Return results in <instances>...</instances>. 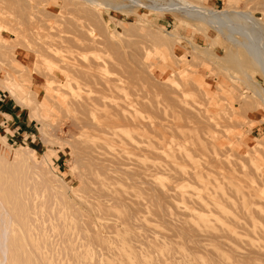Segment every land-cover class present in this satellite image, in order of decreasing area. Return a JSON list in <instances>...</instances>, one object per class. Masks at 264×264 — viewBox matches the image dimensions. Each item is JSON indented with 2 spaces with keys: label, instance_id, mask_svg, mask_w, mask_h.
Listing matches in <instances>:
<instances>
[{
  "label": "rangeland",
  "instance_id": "rangeland-1",
  "mask_svg": "<svg viewBox=\"0 0 264 264\" xmlns=\"http://www.w3.org/2000/svg\"><path fill=\"white\" fill-rule=\"evenodd\" d=\"M107 1L116 8L0 0V38L27 53L30 75L19 77L24 68L0 55V99L15 102L9 129H0V199L20 215L3 264H264L262 66L236 45L240 36L200 28L184 10L165 7L171 0ZM187 1L245 12L249 19L232 23L264 37V0ZM176 94L196 119L178 111ZM84 98L87 107L79 106ZM22 109L29 119H18Z\"/></svg>",
  "mask_w": 264,
  "mask_h": 264
},
{
  "label": "bare ground",
  "instance_id": "bare-ground-1",
  "mask_svg": "<svg viewBox=\"0 0 264 264\" xmlns=\"http://www.w3.org/2000/svg\"><path fill=\"white\" fill-rule=\"evenodd\" d=\"M260 2L262 1V0H259ZM263 2V1H262ZM182 4H183V6L181 5H178L177 3H175L173 0H171L170 1V3H168L167 4V6L165 5V7H168V8H171V9H175V10H184L189 16L190 15H192L193 17H194V21H196V22H198V23H200V25H199V27L201 28H204V25H206V26H214V28L215 29H217V30H219V29H222V30H224V31H226V32H228V33H231L232 35H237V36H240L241 38H242V41L241 42H237L236 41V45H238L239 47H241L245 52H246V54L250 57V58H252V59H254L260 66H262V72H263V74H264V37L262 36V35H257L255 32H254V30L252 29V27L250 28V27H248L247 25H246V23L244 22V23H235V24H233L232 22H233V20L235 19V18H242L243 20H247V19H249L250 18V16H249V14H247V15H244L245 14V12H244V14H240V12H237V13H226V12H224V11H214V10H211L210 8L208 9V8H206V7H200V6H198V5H192V4H190L187 0H182V2H181ZM97 4H99V5H101V6H104V7H108V6H111V7H113V8H116V6L115 5H113V4H111V3H109L107 0H99V2L97 3ZM264 4V3H263ZM163 6V5H162ZM261 6V5H260ZM60 8H62V7H60ZM78 8V7H77ZM162 9L164 8V7H161ZM29 9V8H28ZM64 9V8H63ZM170 9V10H171ZM34 10V9H33ZM78 10V9H77ZM83 10H87L86 8L84 9L83 8ZM36 11V10H35ZM61 11V10H60ZM70 11H72L71 9H70ZM76 11V10H75ZM79 12H80V10H78ZM77 11V12H78ZM89 11V10H88ZM87 11V12H88ZM3 11H2V7H0V16H1V13H2ZM31 12V11H30ZM65 12L66 11H63V13H62V11H61V13L62 14H65ZM78 12V13H79ZM83 12V11H82ZM17 13V12H16ZM20 13V12H19ZM67 13V12H66ZM86 13V12H85ZM85 13H84V15H85ZM68 14H69V11H68ZM67 14V15H68ZM80 14H81V12H80ZM87 14H90V12L89 13H86V15ZM19 14H17L16 16H18ZM33 15V14H32ZM66 15V14H65ZM71 15H74V13L73 14H71ZM78 15V14H77ZM93 15V14H92ZM16 16L14 15V18H15V20H17L16 19ZM20 16V15H19ZM26 16H27V14H26ZM62 16V15H61ZM60 16V17H61ZM80 16V15H79ZM59 17V16H58ZM60 17H59V19H60ZM89 17H90V15H89ZM13 18V19H14ZM63 19H64V21L67 23V21L66 20H68L67 18L65 19L64 17H62ZM73 18V17H72ZM78 18V17H77ZM84 17H82V19H83ZM87 18V17H86ZM91 18V17H90ZM93 18V17H92ZM12 19V18H11ZM58 19V18H57ZM75 19V18H74ZM89 19V18H88ZM94 19V18H93ZM19 20V19H18ZM38 20H39V18H38ZM61 20V19H60ZM81 20V19H80ZM85 20V19H84ZM8 21H10V23L11 22H13L14 23V20L13 21H11L10 19H8ZM28 21V20H27ZM63 21V22H64ZM73 21L74 20H72L71 22H72V24H73ZM83 21V20H82ZM2 22L4 23V22H7V20H5V19H2V18H0V26H1V24H2ZM19 22V21H18ZM54 22H56V21H54ZM57 22H58V20H57ZM71 22H70V24H68V25H71ZM76 22V21H75ZM35 23V22H34ZM59 23V22H58ZM66 23H64V25L66 24ZM83 23V22H82ZM248 23V22H247ZM8 23H6V25H7ZM16 24V23H15ZM19 24V23H18ZM23 24V23H22ZM30 24V23H29ZM61 24V23H60ZM231 24H233V25H231ZM257 24V23H256ZM256 24H254V25H256ZM41 25V24H40ZM62 25V24H61ZM79 25V24H78ZM88 25V24H87ZM5 26V25H4ZM12 26L14 27V25L12 24L11 26L10 25H8V27H11V29L9 28L8 30H10L13 34H15V33H17L18 35L20 34V33H22V31H20V32H17L15 29L14 30H12ZM17 26V25H16ZM28 26H30V25H28ZM42 26H44V25H42ZM46 26V25H45ZM76 27H77V25H75ZM84 26V25H83ZM86 26V25H85ZM197 26H198V24H197ZM257 26V25H256ZM23 27V26H22ZM32 27V26H31ZM65 27H67L66 25H65ZM72 27V26H71ZM70 27V28H71ZM87 27V26H86ZM18 27H16V29H17ZM23 28H25V27H23ZM38 28H41L40 26H38ZM43 28H45V27H43ZM42 28V29H43ZM54 28H56V27H54ZM74 28V27H73ZM72 28V30H75V28L73 29ZM258 28V27H257ZM45 29H47V27L45 28ZM51 29V28H50ZM77 29V28H76ZM78 29H79V27H78ZM29 30V29H28ZM33 30H35V29H33ZM63 30H64V28H63ZM69 30V29H68ZM89 29H88V27H87V31H88ZM16 31V32H15ZM36 31H38V29L36 30ZM48 31V30H47ZM70 31V30H69ZM68 31V32H69ZM78 31V30H77ZM31 32H32V30H31ZM46 31H44V33H45ZM75 32V33H74ZM73 33H70V34H76V31H74ZM28 33V32H27ZM39 33V32H38ZM37 32H36V34H38ZM42 33V32H41ZM40 33V34H41ZM47 33V32H46ZM50 33V32H49ZM53 33V32H52ZM61 33V32H60ZM65 33V32H64ZM23 34H26V33H23ZM31 34V33H30ZM35 34V33H34ZM39 34V35H40ZM48 34V33H47ZM63 34V33H62ZM67 34V33H66ZM78 34V33H77ZM77 34L75 35V36H77ZM82 34H83V31H82ZM33 35V34H32ZM44 35V34H43ZM78 35H81V31L79 32V34ZM20 36H23V35H21L20 34ZM25 36V35H24ZM45 37H46V34L44 35ZM51 36H55V33L52 35L51 34ZM63 36V35H62ZM84 36V35H83ZM28 37V36H27ZM26 36L25 37H23V38H21V37H19L20 38V40L22 39V42H23V40H24V38L26 39L27 38ZM40 37V36H39ZM43 37V36H42ZM61 37V36H60ZM60 37H58V39L60 38ZM65 37V36H64ZM68 37V36H67ZM82 37V36H81ZM34 39H35V37H33ZM66 38V37H65ZM65 38H64V40H65ZM69 38V37H68ZM80 38V37H79ZM14 39H16V38H14ZM30 39V36L28 37V39L27 40H29ZM37 39H39V38H37ZM20 40H18L19 41V43H18V41H17V43L18 44H21V41ZM43 40V39H42ZM70 40H72L71 38L69 39V41ZM92 40V39H91ZM91 40L89 39V41L91 42ZM31 41V40H30ZM30 41H28V42H30ZM40 41V40H39ZM67 41V39L65 40V42ZM68 41V42H69ZM33 42V41H32ZM41 42V46H43L42 45V43H44V42H42V41H40ZM64 42V41H63ZM95 42V41H94ZM34 43H36V41L34 40V42H33V44ZM23 44V45H22ZM21 45L23 46V49L25 48V50H29L28 48H26V46H24L25 44L24 43H22ZM28 44H31L30 46H32L33 44L30 42V43H28ZM37 44V43H36ZM35 45V47H38V49L39 48H41V50H42V47L40 46V45ZM57 45H58V43H56ZM44 45H47V44H44ZM50 45V44H49ZM55 45V44H54ZM60 45V44H59ZM58 45V46H59ZM69 45V44H68ZM56 46V45H55ZM0 47H3L2 49L3 50H5V51H3L0 55H2L3 53L5 54H7L10 58H11V61H10V63L11 62H13L16 66H18V67H20V68H24L25 69V71H24V69L23 70H20L21 71V73H20V71H17V69L15 70V72H19L20 73V75H19V77H21V78H23L24 80H25V77H27L26 79H29L30 78V75L29 74H27V73H25V72H27L26 70V67H27V65L29 64V61H28V55H27V53H24L23 51H21L20 50V48H22L20 45H17L16 44V42H13L12 43V41L10 40H7V39H5V38H0ZM47 47H49L50 48V46H48L47 45ZM61 47H62V45H61ZM31 48V47H30ZM32 48H34V45H33V47ZM31 48V49H32ZM56 48V47H55ZM60 48V47H59ZM65 48H67V47H65ZM64 48V49H65ZM30 49V50H31ZM37 49V52H38V55H40V57L41 56H44L43 55V53L44 54H47V53H45L44 51L45 50H43V51H40V54H39V50ZM43 49H45V47L43 48ZM29 50V51H30ZM33 50H35V49H33ZM59 50V49H58ZM32 51V50H31ZM36 51V50H35ZM35 51H32V52H35ZM10 52H14V55H13V57H12V55L10 54ZM47 52V51H46ZM61 52H62V50H61ZM3 54V55H4ZM5 54V55H6ZM35 54H37L36 52H35ZM49 55V54H48ZM39 57V56H38ZM45 57V56H44ZM46 57H47V55H46ZM246 57V56H245ZM249 57H247L248 59H249ZM8 58V57H7ZM36 58H37V56H36ZM49 58V57H48ZM48 58L46 59V60H48ZM52 58V55L50 56V58H49V60H52L51 59ZM57 58V57H56ZM2 59H4V58H2ZM35 59V58H34ZM55 59V58H54ZM68 59V58H67ZM41 61H42V59H40ZM39 60V61H40ZM48 60V61H49ZM72 60V59H71ZM7 61V60H6ZM38 60H37V62H39ZM40 61V62H41ZM58 61V60H57ZM56 61V62H57ZM138 61V60H137ZM249 61V60H248ZM5 62V61H4ZM55 61L53 60V63H54ZM61 62V61H60ZM9 63V62H8ZM34 63H36V61L34 62ZM33 63V64H34ZM42 63V62H41ZM67 64L69 63V62H66ZM150 63V62H149ZM59 64V63H58ZM67 64L65 65V61H64V65L63 66H67ZM71 64V63H70ZM69 64V65H70ZM145 64V63H144ZM42 65V64H41ZM73 65V64H72ZM76 65V64H75ZM139 65V64H138ZM137 65V66H138ZM141 65V64H140ZM149 65H151V63L149 64ZM148 64H147V66H149ZM36 66V65H35ZM38 66H40L39 65V63H38ZM60 66V65H59ZM58 66V67H59ZM71 66V65H70ZM12 67V66H11ZM44 67V66H43ZM61 67H62V64H61ZM72 67V66H71ZM73 67H75V66H73ZM141 67V66H140ZM139 66H138V68H140ZM64 68V67H63ZM63 68H62V70H63ZM145 68V67H144ZM144 68H143V70H144ZM12 69H15V68H12ZM46 69V68H45ZM45 69H43V68H41V69H39V70H42L41 72H40V74L42 73V76H43V74L45 75V73H43V70H45ZM53 69V68H52ZM60 69V68H59ZM64 69H66V70H68V69H70V67H66V68H64ZM77 70V69H76ZM81 70H82V68H81ZM14 71V70H13ZM24 73H23V72ZM33 71H35L34 69H33ZM54 71V70H53ZM69 71V70H68ZM78 71H80V70H78ZM38 71H36V73H37ZM145 72V71H144ZM39 73V72H38ZM46 75H49V73L47 74L46 73ZM53 75V74H52ZM146 76V75H145ZM53 77V76H52ZM148 78L150 77V76H147ZM45 78V77H44ZM10 79V80H9ZM49 79V78H48ZM54 79V78H53ZM149 79H151V78H149ZM0 80H4V79H0ZM153 80V79H152ZM31 81V80H30ZM50 81V80H49ZM5 82H7V83H9V84H15V85H19L18 83H17V81H15V79H11V78H7V79H5ZM21 82V81H20ZM63 82V81H62ZM163 82V81H162ZM3 83V82H2ZM1 83V84H2ZM51 83V82H50ZM156 84V83H155ZM5 85V84H4ZM46 85V84H45ZM62 85V84H61ZM64 85V84H63ZM152 85V84H151ZM150 85V86H151ZM154 85V84H153ZM6 86V85H5ZM54 86V85H53ZM56 86V85H55ZM72 86H73V84H72ZM75 87V86H74ZM160 87V86H159ZM166 87V86H165ZM56 88V87H55ZM59 87H57V89H58ZM162 88V87H161ZM160 88V89H161ZM163 88H164V86H163ZM159 89V88H158ZM60 90H61V88H60ZM163 90V89H162ZM173 90V89H172ZM198 90V89H197ZM63 91V90H62ZM157 91H159V90H157ZM167 91V90H166ZM44 97H46V99L48 98L49 99V96H50V93H48L47 91H45L44 90ZM67 92V91H66ZM160 92H161V90H160ZM162 92H165V90H163ZM168 92H171V91H169L168 90ZM167 92V93H168ZM173 92H176V91H173ZM196 92H198V91H196ZM195 92V93H196ZM65 93V92H64ZM68 93V92H67ZM166 93V94H167ZM255 93H256V91H255ZM36 94V93H35ZM163 94V93H162ZM165 94V93H164ZM254 94V93H253ZM67 95H69V94H67ZM199 95V94H198ZM234 95V94H233ZM33 96H34V94H33ZM166 96V95H165ZM170 96H171V94H170ZM169 96V97H170ZM172 96H173V93H172ZM176 96V98L179 96V95H175ZM35 97V96H34ZM36 98V97H35ZM175 97L173 98V99H170V100H172V102H173V100L174 99H176ZM47 99V100H48ZM181 99V98H180ZM250 99H251V97H250ZM71 101H72V99H70ZM169 100V101H170ZM78 100H76V102H77ZM83 101V102H82ZM177 104L178 105H180L177 109H178V111H182L183 113L185 112L186 113V115H188V112H190V108H192V107H190L189 108V106H191V105H188V106H185V105H187V104H185L183 101H182V99L181 100H178V98H177ZM176 101L174 102V103H176ZM144 102V101H143ZM256 102V101H255ZM81 103V104H80ZM80 105L79 106H85V107H87V105H88V100L87 99H83V100H81L80 101ZM173 103V104H174ZM73 104V103H72ZM78 104V103H77ZM76 104V105H77ZM141 104H145V103H141ZM171 104V103H170ZM201 104V103H200ZM146 105H147V103H146ZM150 105H153V104H150ZM177 105V106H178ZM205 105V104H204ZM244 105H247V103H244ZM143 106V105H142ZM155 106V105H154ZM172 106H174V107H176L175 106V104L174 105H172ZM85 107H82V108H84L85 109ZM143 107H145V105L143 106ZM153 107V106H152ZM173 107V108H174ZM79 108V107H78ZM146 109L148 108V106L147 107H145ZM149 109H150V107H149ZM154 109V108H153ZM153 109H152V111H153ZM176 109V108H175ZM176 109V110H177ZM193 109V108H192ZM196 109V108H195ZM194 109V110H195ZM77 110H79V109H77ZM81 110H83V109H81ZM151 110V109H150ZM149 110V111H150ZM155 110H156V108H155ZM175 111V110H174ZM81 112V111H80ZM156 112V111H155ZM177 112V111H176ZM192 112V111H191ZM190 112V114H192ZM189 114V116H192L193 115V119H196V117L194 116V113L192 114V115H190ZM179 115H181V113L179 114ZM186 115H184V116H186ZM199 115V114H198ZM188 116V117H189ZM199 117H201V116H199ZM205 117V116H204ZM189 119V118H188ZM192 119V118H191ZM199 119V118H198ZM45 121H47V117H42L41 118V120H39V122L42 124L41 125V128H40V131L42 132L44 129H43V126H44V122ZM198 121V125L201 123V121H199V120H197ZM196 121V122H197ZM200 122V123H199ZM206 123V121L204 122V123H202V124H200V125H202V126H200V127H202V128H204L203 126H204V124ZM209 123V122H208ZM137 125V124H136ZM210 125V124H209ZM138 126V125H137ZM139 127V126H138ZM205 127H208L207 126V124H206V126ZM201 128V129H202ZM171 129V128H170ZM211 129V128H210ZM203 130V129H202ZM204 130H207V129H205L204 128ZM203 130V131H204ZM209 133V132H208ZM211 136V135H210ZM200 137V136H199ZM203 137V136H202ZM218 137V136H217ZM223 137H224V135H223ZM201 138V137H200ZM206 138V137H205ZM213 139H214V137H212ZM230 138V137H229ZM238 138V137H237ZM217 139V138H216ZM225 139H227V138H225ZM238 139H240V138H238ZM209 140V139H208ZM207 140V141H208ZM203 141V140H202ZM213 141V140H212ZM230 141H232V140H230ZM204 142H205V140H204ZM207 143V142H206ZM209 143V142H208ZM217 143H221L220 141L218 142V141H216V144ZM209 145H212L211 143L209 144ZM221 145V144H220ZM219 145V146H220ZM214 146H215V143H214ZM218 146V145H217ZM89 147L90 146H88V148L87 149H89ZM219 148V147H218ZM208 149V148H207ZM215 149H216V147H215ZM90 150V149H89ZM94 151V150H93ZM209 151V150H208ZM90 152V151H89ZM88 152V153H89ZM212 152H214V151H212ZM96 153V152H95ZM96 155V154H95ZM2 156V155H1ZM249 157H252L251 155L249 156ZM240 158V157H239ZM248 160V159H247ZM209 163V162H208ZM207 163V164H208ZM235 163V162H234ZM247 163V162H246ZM233 164V163H232ZM249 165V164H248ZM205 167H207V165L206 166H203L202 168H200V169H198V170H194V177H198L200 174H201V172H202V170H203V168H204V170L205 169H207V168H205ZM249 167V166H248ZM240 170V169H239ZM250 172H252L251 170H249ZM248 171V172H249ZM231 172V171H230ZM239 172H241V171H239ZM247 172V173H248ZM253 173V172H252ZM241 174V173H240ZM245 174V173H244ZM251 174V173H250ZM258 174V173H257ZM259 176V175H258ZM33 178V177H32ZM256 178V177H255ZM35 179V178H34ZM258 179V178H257ZM262 179V178H261ZM36 180V179H35ZM246 180V179H245ZM259 180V179H258ZM256 181V180H255ZM261 182H263L262 180H261ZM247 183V182H246ZM257 183H258V181H257ZM261 184V183H260ZM41 185V184H40ZM258 185V184H257ZM263 185V184H262ZM248 186V185H247ZM259 186V185H258ZM261 186V185H260ZM264 186V185H263ZM262 186V187H263ZM249 189H251L250 187L247 189V190H249ZM252 190V189H251ZM250 191V190H249ZM248 191V193H251V192H249ZM227 193V192H226ZM226 195H228V194H226ZM230 195V194H229ZM245 195V194H244ZM229 197H231V196H229ZM222 198H224L222 195H221V202H222ZM226 201V200H225ZM224 201V202H225ZM4 202V201H3ZM2 202V200L0 199V264H3V263H5V261H6V258H8V257H10V256H7L8 254H9V251H10V254H12L11 252L13 251V250H9L10 249V245H11V243H10V239L12 238H9V236H10V232L11 231H13V227H12V223L13 222H17V223H19L20 222V215L18 216L17 214L18 213H16L15 212V210L13 211V210H11L10 211V209L8 210L6 207H5V205H4V203ZM30 202H28V204H29ZM220 205V204H219ZM225 205H226V202H225ZM229 206H230V204H229ZM21 207V206H20ZM12 209V208H11ZM16 209V208H15ZM31 209V208H30ZM18 211V210H17ZM20 211V210H19ZM25 211V210H24ZM254 211V210H253ZM252 211V212H253ZM26 212V211H25ZM206 212V211H205ZM20 213H21V211H20ZM232 213H234V212H232ZM253 213H255V212H253ZM33 214V213H32ZM237 215V214H236ZM250 215V214H249ZM21 216H22V214H21ZM31 218V217H30ZM263 219V218H262ZM27 220V219H26ZM263 221V220H262ZM23 222V221H22ZM226 222V221H225ZM231 222V221H230ZM229 224V223H228ZM20 226V225H19ZM22 229V228H21ZM14 236V235H13ZM17 236V235H16ZM217 237V236H216ZM219 238V237H218ZM217 238V239H218ZM225 238H227V237H225ZM16 239V238H15ZM26 239H27V237H26ZM12 240V239H11ZM18 240V239H17ZM39 240V239H38ZM53 240V239H52ZM231 241V240H230ZM15 242V241H14ZM13 242V243H14ZM64 242H65V240H64ZM233 242V241H232ZM12 243V244H13ZM40 244V243H39ZM236 244V243H235ZM15 245V244H14ZM28 245H29V241H28ZM16 246V245H15ZM40 246V245H39ZM12 247V246H11ZM14 249V248H13ZM9 250V251H8ZM14 253V252H13ZM15 254H16V252H15ZM42 255V254H41ZM12 256V255H11ZM68 256V255H67ZM22 257V256H21ZM42 259V258H41ZM8 260V259H7ZM12 261H13V259H12ZM10 264V263H9ZM12 264V263H11Z\"/></svg>",
  "mask_w": 264,
  "mask_h": 264
},
{
  "label": "crops",
  "instance_id": "crops-1",
  "mask_svg": "<svg viewBox=\"0 0 264 264\" xmlns=\"http://www.w3.org/2000/svg\"><path fill=\"white\" fill-rule=\"evenodd\" d=\"M14 108H15V102L12 98H10L8 101L7 100L4 101L0 99V129L1 130L9 129L8 127L10 126V122H11V120L9 119H12V117L15 116ZM21 112H20L21 114L17 115L18 119L20 118L19 117L20 115H22V119L30 118L26 109H22ZM18 119H16L15 122L18 121Z\"/></svg>",
  "mask_w": 264,
  "mask_h": 264
}]
</instances>
